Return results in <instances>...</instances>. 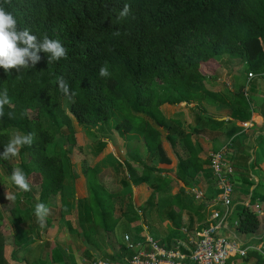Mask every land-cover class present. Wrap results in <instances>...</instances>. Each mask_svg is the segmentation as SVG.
<instances>
[{
  "label": "trees",
  "instance_id": "obj_1",
  "mask_svg": "<svg viewBox=\"0 0 264 264\" xmlns=\"http://www.w3.org/2000/svg\"><path fill=\"white\" fill-rule=\"evenodd\" d=\"M126 2L131 5L130 15L118 20ZM0 4L16 16L21 28H29L39 38L46 33L68 49V57L59 62L48 64L47 54L41 52L42 59L34 68L11 69L8 73L0 68V91L7 88L12 102L11 108L5 106L0 118V152L15 131L34 136L33 144L24 146L16 157L0 159V264H10L5 254L4 226L11 225L8 234L14 238L30 234L24 245L27 247L35 240L33 233L48 230L64 219L63 209L54 202L57 196L63 199L65 195L70 154L79 147L72 120L62 104L65 96L58 88L60 77L77 93L68 108L77 125L88 130L105 127L118 116L122 118L115 127L118 131L135 133L144 140L146 156L138 162L141 169H128L135 186L145 183L152 190L139 217L159 246L173 248L172 238L180 229V216L176 224L174 218L189 195L185 188L196 185L198 180L206 184L208 193L216 186L209 158L199 157L196 140L208 129L216 131L221 123L195 114V127L186 130L178 120L166 121L159 107L165 103L200 104L212 100L230 107L232 118H248L250 100L244 84L228 100L222 93L208 90L205 80L214 78L219 68H244L245 77L263 76L264 0H0ZM105 64L111 72L108 78L99 76V68ZM9 111L14 113L13 118H9ZM157 128L167 133L164 141ZM242 139L231 141L226 158L241 185L248 189L253 186L248 182L250 155ZM57 141L63 142L61 150L55 148ZM103 147L101 141L97 142L94 156ZM172 164V175L159 170L160 165ZM14 167L24 170L32 190L21 192L13 184V194L25 196L7 200L1 188L2 177L11 175ZM118 167L123 168L121 164ZM82 171L88 188L87 199L77 205L78 226L92 224L97 241L105 247L103 257L122 262L131 253L121 242L123 237L119 241L116 236L121 219L114 215V197L85 162ZM173 184L172 195L159 199L158 194ZM258 198L264 200L253 190L249 202L230 215L237 220V237L253 236L260 229L261 221L252 208ZM25 200L34 210L29 212L24 227L19 215ZM37 203H45L50 209L43 224L35 216ZM126 205L125 213L138 220L132 204ZM202 205L200 202L193 215L189 213L188 231L194 224L200 231L208 227L201 219ZM6 213L11 216L9 220ZM67 224L77 236L84 232H78L71 221L67 220ZM167 226L176 230L168 232ZM142 231L141 227L128 230L133 238ZM90 239L87 237V241ZM63 255L56 243L48 241L38 260L31 264L65 263ZM84 255L89 261L98 259L89 250Z\"/></svg>",
  "mask_w": 264,
  "mask_h": 264
},
{
  "label": "crops",
  "instance_id": "obj_2",
  "mask_svg": "<svg viewBox=\"0 0 264 264\" xmlns=\"http://www.w3.org/2000/svg\"><path fill=\"white\" fill-rule=\"evenodd\" d=\"M264 76V75H263ZM259 77L255 75L253 78H248L240 76L237 72H230L225 69L217 70V75L214 78H207L205 84L211 80L220 82L221 85L225 84L228 87L227 92L216 91L213 88L214 92L222 93L226 99H230L231 96L238 92L241 85L244 84V91L250 100L249 105V116L247 119H234L232 118V110L227 105L221 104L220 102L212 100H204L200 104L197 103H180L177 105H171L168 103L163 104L159 107L161 116L166 120H178L183 124V127L188 130L190 127H195V114H201L207 117L212 118L213 120L220 122L221 124L217 126L216 131L207 130V133L199 136L197 138V143L199 144L200 151L199 157L202 160L209 158L210 155L214 152H219L224 148L228 147L231 144V141L242 139V144L245 147V150L248 152L249 163L251 164V170L249 172L248 182H252L253 186L251 188H246L241 185L239 181V175L234 174V179H237L240 187L234 190L233 185V195H232V206L230 208L231 214L240 210L241 206L246 205L249 202V198L254 190L258 197L264 198V77ZM220 84L217 85L219 89L223 87ZM208 89V88H207ZM210 90V89H208ZM183 105V106H181ZM144 118V116H139ZM148 120V119H147ZM113 121V120H112ZM151 125L155 123L151 120H148ZM117 124V123H116ZM245 125V126H244ZM75 131V141L76 145L79 147L78 151L84 152V158L79 159L78 161L74 158L76 151H72L70 154L71 165L68 170V176L64 181V197L60 199V196H57L54 204L57 207L63 209L64 219L55 222L48 230H41L37 235L44 236V243L51 241L56 243L64 254L65 263L57 264H73L72 256H75L79 260V263L75 264H85L83 260H88L84 255L85 251L89 250L90 253L97 258L106 259L104 256L105 247L103 242L97 241V236L95 230L92 228V224H84L82 228H79L77 222V205L78 202L85 201L87 199V185L86 178L82 171L83 163H87L88 167L94 169L98 174V182L105 185L110 194L116 199L117 193H122L125 191L126 199L123 202L121 198L120 204L123 203V206L119 209H116L114 206V215L121 219L117 229L116 236L121 241V237L124 235H129L130 238L134 241H142L146 235V226L143 225L141 220V211L140 208L146 202V200L152 194V190L145 183H142L138 186H135L132 179L130 178L131 170L139 171L141 169L138 162L145 158L141 155V150L145 149L143 140L141 137L135 133H123L118 131L113 124L105 127H94L91 129H86L82 126L73 125ZM156 127V126H155ZM161 132V139L164 141L167 133L162 128H157ZM190 130V129H189ZM216 133V134H214ZM210 134V135H209ZM231 134V135H230ZM101 141L104 144L103 149L94 156L97 150V142ZM240 141V140H239ZM239 143V142H237ZM74 153V154H73ZM118 164L123 166L122 169L118 167ZM175 164L172 166L160 165L159 170L164 174L172 175L175 170ZM161 173V174H162ZM217 185V184H216ZM174 188L175 185H172ZM171 187V186H170ZM171 188V190H172ZM197 189L202 191L204 198L202 200H195L194 197L190 194V189ZM189 196L197 202L203 203V211L201 214L202 222L206 221L207 225L209 222L210 212L212 210H217L222 215L224 213V207L221 204H213L214 199L219 193V190L216 186L213 187L212 193L207 192L206 184L202 183L201 180H198V183L192 184L185 188ZM123 194V193H122ZM121 194V195H122ZM172 195V194H171ZM161 199V198H159ZM130 202L134 208L135 214H137L138 220H135V217H132L128 213H125L127 209V203ZM260 205L261 207V227L256 232L255 235H238L236 236L235 227L237 225V220L233 215L227 219L223 224V230L221 234L235 243L241 250H246L245 256H240L239 254L232 255L230 259L234 256L239 255L248 261L247 264H264V256L260 255L257 251L251 250V245H258L264 243V200L260 201L259 198L256 199L252 205ZM239 209V210H238ZM259 209V207H258ZM140 211V215L138 213ZM193 213V212H188ZM193 215V214H192ZM67 220L71 221L72 225H77V231L82 232L80 236H77L75 233H72L67 224ZM181 224L179 231L172 228V226H167V231H175V237L172 238L174 241V246L171 249L175 248L176 242L181 241L193 247L190 242H196L199 239L200 230H198V225L194 224V228L190 231ZM142 232L139 233V237L133 238L128 232L137 231L138 228ZM174 227V226H173ZM204 229H202L203 231ZM34 234V233H33ZM63 234V235H62ZM91 237L90 241H87V237ZM151 236V235H150ZM61 237V238H60ZM152 237V236H151ZM153 238V237H152ZM76 240L75 247L72 248V243L70 240ZM34 242L22 248L18 245H13L11 248V256L7 255L8 246L5 245V254L9 263L15 262L16 257L20 254H28L36 247ZM190 241V242H189ZM42 242V241H40ZM39 242V243H40ZM124 245V242L121 241ZM43 243V244H44ZM65 243V244H64ZM41 244V243H40ZM42 244V246H43ZM61 244L68 245L69 250L63 248ZM165 248V247H163ZM64 250L67 253V256L64 253ZM73 251V252H72ZM109 252V250H107ZM73 254H72V253ZM14 253L17 255L14 256ZM71 253V254H70ZM252 253V255H250ZM257 253L261 258H257ZM42 254V247L40 249V255ZM39 255V257H40ZM38 257V258H39ZM18 258V257H17ZM31 260L29 264L38 260ZM89 261V260H88ZM229 262V261H228ZM18 264V263H15ZM51 264V263H48ZM56 264V263H54Z\"/></svg>",
  "mask_w": 264,
  "mask_h": 264
},
{
  "label": "clouds",
  "instance_id": "obj_3",
  "mask_svg": "<svg viewBox=\"0 0 264 264\" xmlns=\"http://www.w3.org/2000/svg\"><path fill=\"white\" fill-rule=\"evenodd\" d=\"M10 0H5V3ZM131 5L124 3L120 10L118 20L126 18L130 15ZM119 34L118 32L116 33ZM47 54V62H59L61 59L68 57V49L58 39L50 38L46 33L42 38L32 34L27 27L21 28L19 26L16 16L6 9L3 4H0V68H3L5 73L11 69L34 68L42 57L40 53ZM99 76L108 78L111 72L107 64L99 68ZM59 91L67 97L70 101L77 95L74 90H71L70 85L66 79L60 77L57 81ZM12 107L11 98L7 88L0 91V118L5 114V106ZM9 118L14 117V113L9 111ZM33 133L22 134L15 131L11 134L8 142L4 144L3 151L0 152V159L9 160L16 157L24 146H31L33 144ZM11 182L21 192H30L32 190V182L26 175L24 170L20 167L12 168L10 175ZM7 200H15L16 196L13 193L6 192ZM50 215V209L45 203H37L35 206V216L37 220L43 224L45 218ZM251 250L257 251L264 256V243L258 245H251Z\"/></svg>",
  "mask_w": 264,
  "mask_h": 264
},
{
  "label": "built area",
  "instance_id": "obj_4",
  "mask_svg": "<svg viewBox=\"0 0 264 264\" xmlns=\"http://www.w3.org/2000/svg\"><path fill=\"white\" fill-rule=\"evenodd\" d=\"M248 78H253L252 74ZM245 126V125H244ZM227 147L214 152L209 157L218 195L213 204H221L224 213L212 210L209 216L208 227L199 234L196 242H176L174 249H166L150 236L146 235L142 241H134L129 235H124V246L131 256L123 258L122 262H111L108 259L98 258L94 261L83 260L85 264H228L232 255L245 256L246 250H241L235 243L221 234L223 224L231 215L233 195V168L226 158ZM195 200H202L204 194L197 189H190ZM258 209V206H255ZM140 215V211H138Z\"/></svg>",
  "mask_w": 264,
  "mask_h": 264
},
{
  "label": "rangeland",
  "instance_id": "obj_5",
  "mask_svg": "<svg viewBox=\"0 0 264 264\" xmlns=\"http://www.w3.org/2000/svg\"><path fill=\"white\" fill-rule=\"evenodd\" d=\"M220 69V68H219ZM218 69V70H219ZM229 71V73L230 72H237L238 74H240V76L242 77V76H244V73H245V71H244V68H241V69H239V70H236V68L234 67V69L232 70V69H229L228 70ZM264 75V74H263ZM253 77H255V75H253ZM156 84H160V82H159V80H156ZM221 85V83L220 82H218V81H216V79L215 80H211L210 82H207L206 83V87L208 88V89H210L211 91H214L213 90V88H215L216 89V91H221V92H227V91H229L228 90V87H227V85H225V84H222L223 85V87L222 88H218V87H216L217 85ZM221 85V86H222ZM62 104H63V107H64V109H65V111H66V113H67V115L70 117V119L72 120V123H73V125H75V119L73 118V116L71 115V113L69 112V110H68V108H69V104H70V100L67 98V97H64L63 98V100H62ZM181 106H183V105H181ZM135 123H137L138 122V120H137V118L135 119V121H134ZM116 123L118 124H120V123H122V118L121 117H118V116H115V118L113 119V121L110 123V126L113 124V127H117L116 126ZM142 139V138H141ZM143 140V139H142ZM58 143L56 144V146H55V148L57 149V150H61L62 149V141H57ZM143 144H145L144 143V140H143ZM75 151H76V154L74 155V158L78 161L80 158L81 159H83L84 158V152H82V151H78V150H76L75 149ZM74 154V153H73ZM145 154H146V150H144V149H142L141 150V155H142V157H144L145 156ZM70 162H71V160H70ZM71 165V164H70ZM3 178V183H2V186H1V188L3 189L2 191H3V194L6 196V192H9V193H13V183L11 182V180H10V175L9 176H7V177H2ZM233 184H235L234 185V190L236 189V188H238V187H240L239 186V184H238V181H237V179H234V182H233ZM173 186H171L170 188H168V190H166V191H164V192H162V193H159L158 194V198H164V197H167V196H171V194H172V190H171V188H172ZM123 193V194H122ZM122 193H117L116 194V199H115V201H114V206H115V208L116 209H120L122 206H123V203L122 204H120V200H121V198L123 199V202L125 201V199L127 198L126 197V192L125 191H123ZM122 194V195H121ZM16 196H18L17 198L18 199H20V198H22V197H24L25 196V194L24 193H16L15 194ZM200 204V202H197V201H195L194 199H193V197H191V196H189V195H187L186 196V198L184 199V201L182 202V210L180 211V213L179 212H177V214H176V216H175V218H174V222H175V224L178 222V219H177V215L178 216H180V224H179V228H181L182 226H181V224H185L184 226L185 227H187V225H188V218L191 216L188 212H193L194 210H195V208L198 206ZM258 207H259V209H256L255 208V205H252V208L254 209V211L256 212V214L258 215V216H260L261 217V207H260V205L258 204ZM34 210V208H33V206H31V205H29L28 203H27V201L25 200V201H23L22 202V209H21V213H20V219L22 220V224H24L23 226L25 227V225H26V223H27V221H28V214H29V212H31V211H33ZM239 210V209H238ZM5 216H6V218H7V220H9L10 218H11V216L9 215V213H6L5 214ZM233 217H235L234 215H233ZM11 230V225H7V227H3L2 228V231L3 232H5V235H4V239H3V241H4V245H7L8 247V249L7 250H9V251H7V255L10 257L11 256V248L13 247V245H18V244H20L19 246H22V248H25V244H26V240H28V235H30V234H28L27 232L26 233H24L23 235H21L20 237L18 236L17 238H14L13 237V235H9L8 234V231H10ZM146 233H149L148 231H146ZM150 234V233H149ZM63 235V234H62ZM151 235V234H150ZM32 236H34V238L36 239V240H38V241H35V243H36V247L32 250V251H30V253H28V254H19L17 257H16V260H15V262H12L11 261V264H15V263H18V264H29V262L31 261V260H35L36 258H38L39 257V255H40V249H41V247H42V244L44 243V236H42V235H37V233L35 234H32L31 235V237ZM61 238V237H60ZM40 241H42V242H40ZM71 242H73L72 243V248L74 249H76V247H75V244H76V240L74 239V240H70ZM41 244H40V243ZM65 244V243H64ZM64 244H61L62 245V247L63 248H67L68 250H69V247H68V245H64ZM73 252V251H72ZM71 252V253H72ZM64 253H65V255L67 256V253H66V251L64 250ZM70 253V254H71ZM73 254V253H72ZM254 254H256L257 255V258H261V256L260 255H258L257 253H254ZM15 255H17V253L15 254L14 253V256ZM250 255H252V253H250ZM72 259H73V264H75V263H79V260L78 259H76L75 258V256H72ZM248 263V261L246 260V259H244L243 257H240L239 255H236V256H234L232 259H230L229 260V262H228V264H247Z\"/></svg>",
  "mask_w": 264,
  "mask_h": 264
}]
</instances>
